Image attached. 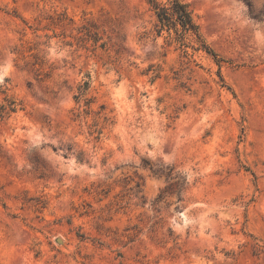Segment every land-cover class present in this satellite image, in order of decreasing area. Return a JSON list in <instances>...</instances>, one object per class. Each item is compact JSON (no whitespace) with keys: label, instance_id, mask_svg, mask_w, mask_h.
Listing matches in <instances>:
<instances>
[{"label":"rangeland","instance_id":"1","mask_svg":"<svg viewBox=\"0 0 264 264\" xmlns=\"http://www.w3.org/2000/svg\"><path fill=\"white\" fill-rule=\"evenodd\" d=\"M184 1L0 0V264H264V0Z\"/></svg>","mask_w":264,"mask_h":264},{"label":"trees","instance_id":"2","mask_svg":"<svg viewBox=\"0 0 264 264\" xmlns=\"http://www.w3.org/2000/svg\"><path fill=\"white\" fill-rule=\"evenodd\" d=\"M154 10L156 22L155 34L167 33L168 43H177L181 48L202 50L216 58V53L205 43L196 23L192 10L184 0H147ZM82 29L91 32L90 27L83 25ZM186 52V49L184 50ZM187 54V53H186ZM219 62V59H216Z\"/></svg>","mask_w":264,"mask_h":264}]
</instances>
